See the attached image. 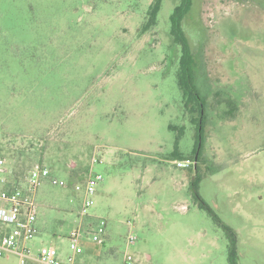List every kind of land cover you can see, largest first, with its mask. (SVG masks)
<instances>
[{"label":"rangeland","instance_id":"obj_1","mask_svg":"<svg viewBox=\"0 0 264 264\" xmlns=\"http://www.w3.org/2000/svg\"><path fill=\"white\" fill-rule=\"evenodd\" d=\"M153 1L0 0L1 148L12 184L49 170L25 245L66 261L79 231L73 264H228L216 215L238 264H264V0H192L183 18L200 133L169 32L180 0H161L143 31ZM90 171L102 175L95 191L76 190Z\"/></svg>","mask_w":264,"mask_h":264},{"label":"built area","instance_id":"obj_2","mask_svg":"<svg viewBox=\"0 0 264 264\" xmlns=\"http://www.w3.org/2000/svg\"><path fill=\"white\" fill-rule=\"evenodd\" d=\"M95 161L94 158L93 162ZM184 164L180 161L177 162L178 166ZM48 175L49 170L45 166H36L29 171L25 185L14 186L0 141V223L13 226L11 231L0 236V256L6 252L16 254L18 264H29L31 262L34 264H73L75 256L83 251L79 231H74L69 237L71 253L67 256L66 261L59 258L57 249L54 246H41L38 254L33 255L25 245L26 241L33 238L36 232L33 192L41 179L48 177ZM101 179V174L90 171L82 184L75 185V189H83L85 194H92L95 191L97 182ZM51 183L64 184L63 181L54 178L51 179ZM90 204L91 199L85 198L83 206L87 207ZM105 225L106 222L101 220L98 230L93 232V241L102 243L101 233ZM133 240L134 237H131L130 241Z\"/></svg>","mask_w":264,"mask_h":264},{"label":"trees","instance_id":"obj_3","mask_svg":"<svg viewBox=\"0 0 264 264\" xmlns=\"http://www.w3.org/2000/svg\"><path fill=\"white\" fill-rule=\"evenodd\" d=\"M191 4H192V0H180V2L173 7L172 12L169 15V23H170L169 32L173 42L179 47L180 50V55L178 58V68H177V83L185 98L186 106L189 105V102L191 100L197 101V104L196 103L192 104L191 108H196L198 111L197 119H195V121H197V126H198L199 125L198 117L201 114L202 101L199 92L194 85L196 60L189 39L182 26L183 18L190 10ZM160 5H161V0H154L153 3L150 5L147 12L148 18L146 19V22L142 25L143 31L147 30L150 26L155 24L156 15L160 9ZM177 149H178V141L175 144V149L173 151V154H178ZM199 180H200L199 175H196L192 180V187L198 198L199 196L198 193L196 192V188ZM13 185L20 186L19 177L17 176L14 177ZM199 199H200L199 205L204 206L203 200L201 198ZM214 217L217 220V222L223 226L226 232V237L228 238L229 241L228 254H227L228 264H238L237 252L235 249L234 230L228 225L223 224L216 215H214Z\"/></svg>","mask_w":264,"mask_h":264},{"label":"crops","instance_id":"obj_4","mask_svg":"<svg viewBox=\"0 0 264 264\" xmlns=\"http://www.w3.org/2000/svg\"><path fill=\"white\" fill-rule=\"evenodd\" d=\"M9 168V167H8ZM10 228L9 229H2L1 227H0V236L2 235V234H5V233H7V232H9V231H11L12 229H13V226L12 225H8ZM78 256V254L75 256V258ZM30 264H34V263H30Z\"/></svg>","mask_w":264,"mask_h":264},{"label":"water","instance_id":"obj_5","mask_svg":"<svg viewBox=\"0 0 264 264\" xmlns=\"http://www.w3.org/2000/svg\"><path fill=\"white\" fill-rule=\"evenodd\" d=\"M201 119H202V118H200V120H199V128H198V132H199V133H200V130H201V127H200ZM199 146H200V135H199Z\"/></svg>","mask_w":264,"mask_h":264}]
</instances>
